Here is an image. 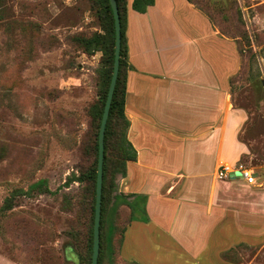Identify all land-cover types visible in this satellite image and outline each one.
<instances>
[{
    "label": "crops",
    "instance_id": "1",
    "mask_svg": "<svg viewBox=\"0 0 264 264\" xmlns=\"http://www.w3.org/2000/svg\"><path fill=\"white\" fill-rule=\"evenodd\" d=\"M131 4L123 76L134 158L113 191L114 264H264V188L255 175L215 176L242 161L235 41L190 0ZM0 264L22 263L0 253Z\"/></svg>",
    "mask_w": 264,
    "mask_h": 264
},
{
    "label": "rangeland",
    "instance_id": "2",
    "mask_svg": "<svg viewBox=\"0 0 264 264\" xmlns=\"http://www.w3.org/2000/svg\"><path fill=\"white\" fill-rule=\"evenodd\" d=\"M190 1L235 41L240 67L230 92L246 113L238 132L241 157L264 188V0ZM100 25L94 0H0V206L11 190L43 181L0 211V253L22 264H82L86 252L89 188L65 182L93 160L101 52L86 54L78 38L101 32ZM112 152L106 244L121 228L112 223L120 176ZM66 249L76 263L65 257ZM111 263L106 245L101 264Z\"/></svg>",
    "mask_w": 264,
    "mask_h": 264
},
{
    "label": "trees",
    "instance_id": "3",
    "mask_svg": "<svg viewBox=\"0 0 264 264\" xmlns=\"http://www.w3.org/2000/svg\"><path fill=\"white\" fill-rule=\"evenodd\" d=\"M96 3V10L101 20L102 31H95L88 36L79 37L78 41L81 49L86 54H93L100 51V71H99V96L100 104L96 108V125L93 141V160L79 175L72 173L67 177L65 184L72 181L85 182L89 188L91 195L90 200V222L88 228V236L86 239V252L80 255V262L82 264H90L91 250H92V225L94 215V201H95V176H96V162H97V133L100 122V117L105 101V96L111 76L113 51H114V22L113 14L109 4V0H94ZM119 13L121 44L119 54V68L116 78L114 91L111 98L108 117L104 130V154H103V173H102V188H101V210H100V224H99V252L97 264H101L102 254L106 245L113 253L111 246L112 235L109 237L107 244L103 237V224L105 215L106 203V173L107 161L109 159L108 151L112 149V164L116 172L123 176L125 173V162L134 158V153L130 143L126 139V129L128 120L124 113V76L123 70L125 62V44H124V18L127 0H115ZM153 0H132V8L143 11L146 5L151 4ZM43 185V181H36L28 185L26 189L17 188L10 191L4 197L0 206V211L9 210L14 206L16 197L20 195H30V193ZM115 188V187H114ZM106 244V245H103ZM113 264V263H111Z\"/></svg>",
    "mask_w": 264,
    "mask_h": 264
},
{
    "label": "water",
    "instance_id": "4",
    "mask_svg": "<svg viewBox=\"0 0 264 264\" xmlns=\"http://www.w3.org/2000/svg\"><path fill=\"white\" fill-rule=\"evenodd\" d=\"M109 4L113 14L114 22V51L111 76L103 104V109L100 117L98 133H97V162H96V176H95V201H94V215L92 225V250L90 257V264H97L99 252V224H100V210H101V188H102V173H103V154H104V130L108 117L109 107L111 103L112 94L114 91L116 78L119 68V54L121 44V31L118 8L115 0H109ZM239 176L238 172L229 174Z\"/></svg>",
    "mask_w": 264,
    "mask_h": 264
},
{
    "label": "built area",
    "instance_id": "5",
    "mask_svg": "<svg viewBox=\"0 0 264 264\" xmlns=\"http://www.w3.org/2000/svg\"><path fill=\"white\" fill-rule=\"evenodd\" d=\"M235 172H238L239 176L234 175V177L242 179L247 184H253L256 181L253 169L242 161L233 164H220L216 169L215 176L217 179H224L229 177V174H234Z\"/></svg>",
    "mask_w": 264,
    "mask_h": 264
}]
</instances>
